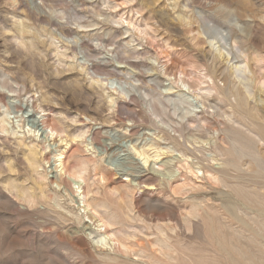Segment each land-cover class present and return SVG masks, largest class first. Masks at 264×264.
Returning a JSON list of instances; mask_svg holds the SVG:
<instances>
[{
    "label": "rangeland",
    "instance_id": "obj_1",
    "mask_svg": "<svg viewBox=\"0 0 264 264\" xmlns=\"http://www.w3.org/2000/svg\"><path fill=\"white\" fill-rule=\"evenodd\" d=\"M218 34L225 49L237 43L239 60L227 64L219 57L226 50L217 43ZM236 61L247 64L256 89L244 107L228 101V74ZM259 87H264V0H0V244L8 249L13 238H29L26 247L0 256V264H24L29 250V264H39L37 251L44 264H264V159L258 154L264 143L219 117L254 115L255 106H264ZM197 94L221 108L208 109L205 116L225 141L226 156L209 163L194 148L210 150L212 142L210 147L186 143L180 119L200 112ZM150 104L168 110L175 132L150 115ZM40 116L67 134L46 140L39 127L30 126ZM246 123L264 137L263 122ZM125 142L147 152L148 163L140 189L117 200L108 192L119 186L115 178L133 182L126 176L132 162ZM101 143L110 149L103 151ZM182 148L191 152L189 164H199L198 179L183 162L170 163L181 159ZM60 152L68 170L89 162L84 176L94 182L98 201L133 226L127 252L96 243L103 228L54 161ZM92 153L103 154L116 174L108 175L107 183L90 167ZM132 158L143 165L138 155ZM154 163L173 167V185L151 171ZM208 165L228 184L208 181L202 174ZM193 203L204 208L188 227L182 217L192 213ZM130 210L174 226L167 231L170 259L157 251L155 234L140 231L136 218L124 219Z\"/></svg>",
    "mask_w": 264,
    "mask_h": 264
},
{
    "label": "bare ground",
    "instance_id": "obj_2",
    "mask_svg": "<svg viewBox=\"0 0 264 264\" xmlns=\"http://www.w3.org/2000/svg\"><path fill=\"white\" fill-rule=\"evenodd\" d=\"M61 32H63V31H61ZM215 38L217 40V43H220V44H223L224 45V46L222 45L223 46L222 49L223 50H226V52L225 53L224 52L221 53L219 51L220 53L218 55L227 64H229L231 61L239 60L241 58V54L242 53L240 52V50H239L238 45H237L236 42H233L232 45H229V47L227 49H225L226 48L225 47L226 44H224L225 43L224 42L225 41V38L223 37V35H219L218 34V35L215 36ZM233 45H234V47H233ZM216 60H217V57L214 56L213 57V60H212V65H216L217 64L216 63ZM93 69H95V68H93ZM95 71H97V70H95ZM250 72L251 71L248 69V66H247L246 63H242V62L236 61V62H233L231 64V66H230V72L228 74V79H231L230 80L229 92H228V94H229L228 95L229 96V100L228 101H229L230 105L232 104L230 98H233V101H235L237 107H240L241 105L244 107V106H246L248 104L247 97L253 95L254 94V91L256 90L255 89V86L253 85L252 78L247 76V73H250ZM95 81H96V84L97 83L100 84V82H101L99 80V78L97 80H95ZM93 82H94V80H93ZM207 91H211V89H207ZM257 91L259 93H262V95L264 97V87L263 88L262 87L261 88L259 87ZM220 93L221 92H219V94ZM140 95H141V93H140ZM196 97L199 98V100H197V104H199L201 106L200 112L194 111V112H192L193 113L192 115H188V114L182 115L180 117V119L181 120H183V119L185 120V122H184L185 123V130L188 131V133L186 134L187 135V140H185L186 143H189V144L190 143H193V144H201V145L205 143L206 145H209L210 142H212L211 147L209 145L210 150H206L202 146L199 147V148H194V151L195 152L201 153V160L203 162L209 163V162L215 161V157H222L223 158V157L226 156L227 149L224 147L225 141L223 140V138L220 135L216 134L217 133V129L214 128L212 125H210L208 123V119L205 116V115L208 114V112H207L208 109L209 110L210 109H213V110L218 109L219 110L221 108L220 107H217L214 104H212L211 101H209L205 96H202L201 94H197ZM151 98H152V96H151ZM130 99L132 100V98H130ZM156 101H157V104L158 105H161V102L162 101H160V99H157ZM261 101H263V98L261 99ZM150 102L152 103V101H150ZM232 106H234V105H232ZM253 110L255 111V114L254 115H251L250 117L246 116L247 114H245V116L243 115L244 118L241 117L240 119H237L232 114V112H230L231 110L229 111L230 113H223V115L220 114L219 117H224V119L226 120V122L231 123L232 125L238 124V125H241V126L245 127L248 132L254 134L256 137H258V140L259 141H261V142L264 143V137H262L260 134L258 135L257 133H255L250 128L251 125H253V124H251V123L250 124H247L246 123L249 120V118L250 119H256V120L261 121V122L264 123V106L262 108H260L258 106H255ZM167 111L168 110H164V109H162L160 107H157V106H154L152 104L149 105V113H150V115L152 117H154L155 119H159V123L167 126L169 129H172L171 125L172 124L174 125L175 123H174V121H172L171 116L168 115V114H166ZM241 113L243 114V112H241ZM6 117L7 116H4V119ZM239 117H240V115H239ZM40 119H41V121L37 120L36 118L33 119L32 124L30 126L32 128L34 126H36L35 129H37L39 127L38 131H42V134L45 135L44 138L46 140L48 138H52L53 137V135H51L52 132H55L56 133L55 136H59V137L61 136V133L67 134L66 131L62 127H60V126L59 127H55V126H53L51 124L48 125L47 124V121H45V117L44 116H40ZM50 121H48V122H50ZM1 130L2 131H6V129L4 127H2V126H1ZM172 130L175 132L174 129H172ZM178 136L181 137V135H178ZM190 140H192V141L190 142ZM178 145H179V143H178ZM101 148L105 152L108 149H110L105 143H101ZM188 149H186V148L180 149L179 154L181 156V159L180 158H173V159H171L170 163H176L177 162V164H178L180 162H183L188 167L189 173H191L196 179H198L199 177L197 176V173L200 172L199 164L198 163H192V164L190 163L189 164L188 159L191 158L190 157L191 156L190 155L191 152ZM263 151H264V149L258 148V154L260 155V157H262L264 159ZM205 152L208 153V154H205ZM137 153H138L137 155L139 157H144V159H142L143 165L140 166V165H138V163H136L135 164V167H136V169H138V171L135 174H131V175L129 174V172L126 173V176H131L132 177V181H133L132 183H134L135 185L132 184L130 181H124V180H121L120 178H115V180L116 179L118 180L117 182H118V185L119 186L116 187V188H110L108 190L109 194L112 197H114L115 199H117V200H123V199L130 198L131 194L135 190L140 189V185H143L144 184V182H143L142 179H144L146 177V175H144V168H145L146 164L148 163V155H147V152H144V151H137ZM62 155L63 154L60 152L59 154L56 155V157L54 156V161L57 163V166H58V168H60V171H63L64 174L67 173L68 177L73 180L74 184L76 185V189L79 191L77 193V196L81 200V203L84 204V208L88 211V213L93 218H95L97 220V222L99 224V227L100 228H103V233L97 232V234H96V243L99 246H101V247H106L108 245H110V247H111V244L113 243V244H115V247L116 248L121 249V250L127 252L128 249H129V244H127L126 241L128 240V237L131 236V234H130V228H132L133 226H131V227L126 226V224L122 223L118 219V217L115 214H113L112 211L106 205H103V204H101L98 201V198H97L98 191L96 189H94V182H92L91 180H90L91 182H89V180L86 178V176H84L85 170L88 169L89 162L86 161V160L80 161V163H79V167L80 168L78 170H76V169L75 170H68L67 167H66L67 165H65V162L62 160ZM160 155L161 154L157 152L156 155H155V157L158 158ZM126 159H129L128 156L126 157ZM132 161H134L133 158L130 160V162H132ZM223 162H224V164L227 167L237 168L235 164H230L229 160H223ZM243 165L244 164H240V167H242ZM154 166H156V168H154ZM172 168L173 167L166 166L165 164H162V163L159 164V165L157 163H154L153 164V167L151 168V171L153 173H155V174L160 175V177H162L161 178L162 181L165 182L168 186H170V185H173L172 184V181L175 180V172L173 171ZM93 171L95 172V175L98 176V180L101 181V182H103V183L104 182L107 183L109 181L108 175H111L112 174L113 176H116V174L114 172H112L108 168L105 169L100 164H97L96 167H95V169H93ZM219 172L220 171L214 170L211 166L208 165L207 167H205V170L202 171V174H204L205 175V178L208 181L212 182V183L221 184V185L223 184L224 186L227 185L228 184L227 181L224 180L222 177L218 176ZM60 179L62 180L61 176H60ZM119 179H120V182H119ZM56 181H57V179H56ZM156 181L157 182H161L160 179H156ZM160 185H162V184L160 183ZM160 185H157V186L159 187ZM148 186H151V184H148ZM168 186H167V188H168ZM253 188H255V187H253ZM183 191H185L184 187L180 188L179 192H183ZM159 192H161V190H159ZM162 196H163V193H162ZM154 202H155V200H154ZM156 202H158V201H156ZM193 207H194V210L192 211V213L187 212L182 217V222L186 226H188V227H189V222L191 224L190 218L193 217L194 214L196 215L197 214V211H200V210H202L204 208L201 205V203H193ZM254 209L255 208H253V210ZM239 214H240V212H239ZM123 217H124L125 220H127V219L132 220L133 218H136L137 221L139 223H141V226H142L140 228V231L142 229H145V230H147V231L152 232L153 234H155L156 235V238H155V240L153 242H154V246L157 247L156 248L157 251L158 252H161L163 256L165 255L166 258H169V259L171 258V255L168 253L169 252V250H168L169 249V244L167 243V241H168V238L169 237H168L167 231L172 230L174 228V226H172L170 223L164 224V223L159 222V221L156 222V221H153L152 219H146V218H144L142 216H137L136 214H133L132 213V210H130L129 212H127L126 214H124ZM232 222H233V220H232ZM236 222H237V220H236ZM255 222H257V221H255ZM228 227H230V226H228ZM262 228L264 229V227H262ZM258 231H259V229H258ZM135 232H138V231H135ZM225 232H226V230H225ZM170 234H172V233H170ZM224 234H226V233H224ZM234 234H236V233L234 232ZM232 236H233V234H232ZM133 238H134V236H133ZM228 238H229V236L227 237V239ZM148 242H150V241H148ZM232 249H233V247H232ZM164 251H166V252H164ZM237 254H238V252H237ZM172 257H175V256L173 255ZM184 258H186V257L184 256ZM227 260H229V259H227ZM190 262H192V261H190Z\"/></svg>",
    "mask_w": 264,
    "mask_h": 264
},
{
    "label": "clouds",
    "instance_id": "obj_3",
    "mask_svg": "<svg viewBox=\"0 0 264 264\" xmlns=\"http://www.w3.org/2000/svg\"><path fill=\"white\" fill-rule=\"evenodd\" d=\"M237 28L240 27L239 24L236 25ZM214 43V42H213ZM97 47H100V45H96ZM234 47V45H233ZM71 123L75 124L76 121L73 120L71 121ZM61 135H63V133H61ZM85 136H87V133L84 134ZM125 135H127V132H125ZM82 139V137H81ZM126 154L128 155L129 160L132 159V157L136 156L137 153V147L134 144L125 142L123 145ZM88 149H85V151H87ZM100 164L102 165L105 169H107L109 167V163L106 160L105 156L103 154H96V153H92V159L90 161V167L95 169L96 165ZM129 171V174H135L138 169H136L135 167V162L132 161V166L127 170ZM29 238L27 237H21L20 240H16L15 238H13L11 241H9V245H8V249H5L3 247L2 244H0V256H3L5 254L6 251H15L17 248H21V247H26L28 244ZM29 260L32 258V252L31 250H29L27 253ZM36 256L40 257L39 260V264H44V261L42 259L41 254L39 253V251L36 252ZM29 260H25L24 264H29Z\"/></svg>",
    "mask_w": 264,
    "mask_h": 264
},
{
    "label": "snow or ice",
    "instance_id": "obj_4",
    "mask_svg": "<svg viewBox=\"0 0 264 264\" xmlns=\"http://www.w3.org/2000/svg\"><path fill=\"white\" fill-rule=\"evenodd\" d=\"M51 135L55 136L56 133L55 132H52ZM140 159H144V157H140ZM78 178V177H77Z\"/></svg>",
    "mask_w": 264,
    "mask_h": 264
}]
</instances>
